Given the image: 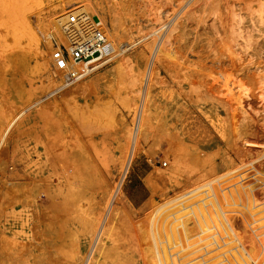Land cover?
<instances>
[{"label":"rangeland","instance_id":"1","mask_svg":"<svg viewBox=\"0 0 264 264\" xmlns=\"http://www.w3.org/2000/svg\"><path fill=\"white\" fill-rule=\"evenodd\" d=\"M156 1L162 19L153 20V29L144 13L133 16L134 28L147 26L149 35L111 42L116 49L95 63L102 64L96 71L66 85L50 59L53 40L66 38L46 14L49 6L63 3L64 13L80 3L0 0V213L29 208V131L36 130L47 164L42 177L53 180L40 182L39 192H56L58 183L62 201L79 211L98 196L103 179L112 190L121 184L130 217L118 219L122 240L132 241L134 222L147 256L166 242L175 264H264V0ZM177 23L173 45L184 60L156 55L154 39ZM37 49L48 54L46 73L37 72ZM140 50L153 61L152 103L143 110L130 163L109 169L114 151L129 145L135 76L144 70L118 61ZM201 63L208 70L199 77L192 68ZM211 76L249 85L248 102L232 108ZM179 155L184 166L171 181L167 171ZM49 205L44 201L43 209ZM153 227L167 232L164 241L150 243ZM10 232L6 246L19 233Z\"/></svg>","mask_w":264,"mask_h":264},{"label":"bare ground","instance_id":"2","mask_svg":"<svg viewBox=\"0 0 264 264\" xmlns=\"http://www.w3.org/2000/svg\"><path fill=\"white\" fill-rule=\"evenodd\" d=\"M62 1L63 0H59V2ZM65 2L66 5L80 3L78 7L76 6L77 8H80V10L78 9L79 12H82L89 17L93 16L96 18V21L100 19L105 33H107L111 39H108L109 47L101 56L92 58L87 64H84V66L80 65L81 67H77V69H82L86 65L94 64L97 61L102 62L101 59L104 58V55L110 54L109 50L113 49L114 51L116 49L112 47L111 42L116 43L121 38V36L132 39V37L135 35L141 34L144 36L146 33V35H149L148 33L151 31L149 29H153L155 26L153 24V20H160L161 18V13L159 10L157 9L160 14L155 11L157 8L155 7L157 4L156 0H147L141 3H136L135 1L133 2L130 0V2H127V4L124 2V0H116L114 2H111L110 0H65ZM62 4L63 3H61V5L59 4L61 9H57L56 6H49L48 13L46 14V19L56 29L58 27L57 23L60 24L63 20H65V13L73 10L69 9L65 10L66 12L64 13H61V11L65 8L62 7ZM136 4L138 5V9H135L137 6ZM205 4L206 3H204L203 8L207 7ZM135 10L142 12L147 17H149V29L147 26L144 28H134L136 26L133 17L135 15ZM101 14H103V19ZM177 24L178 25H171L160 40L157 41V38L154 39L153 42L154 44L156 43L154 49L156 55L159 56L162 53H167L168 57L171 56L172 58H178L179 61L183 59L182 56H178V47L176 46V48L173 45V41H175L173 39L177 34L174 32L178 30L180 25L179 23ZM234 31L236 32V30ZM153 36H155V34ZM59 37H61L62 42L67 46V40L62 38L61 35ZM135 44L136 42L132 43V46ZM148 47L151 48V46ZM153 47L154 46L152 45L151 50H153ZM122 51L124 52L125 50ZM148 60L145 50H140L137 54L132 56V58H124L118 61H122L123 63L125 62L130 65V67L132 66L136 69L139 67L142 68L144 66V70L142 74L138 75L137 72L135 76L139 77V81H136V86L134 87V93L132 97L137 105H134V115H132L133 120L131 122L132 126L129 134V145L128 147L124 148L123 151H114V154L110 159L109 169H113L118 165L123 166L124 161H126L125 166L127 167L134 155V149L138 144L140 131L142 130L143 110L147 104L152 103L150 98L153 95L150 82L153 61L148 63ZM36 62L37 72L46 73L48 71V54L46 52L41 49H37ZM70 62L71 60L69 63ZM186 64L187 61L185 57V65ZM192 70L198 72L197 76L201 77L203 73L200 74V72H204L208 69H206L204 63H201V66L198 68H192ZM104 71H110V67ZM61 73L62 72H60L59 77L62 79L63 73ZM209 75L215 74L213 72H209L207 76ZM211 77V84L217 89V93L227 100L232 108L236 110L238 106H242L244 102H248L247 98H249V85L243 84V81L231 82L224 76L221 78V81L219 79L218 81L215 76ZM198 81L201 82L200 79ZM196 88L198 87L196 86ZM38 137L39 135L36 130L29 131V208L27 205H25L21 210H16L13 208L6 213H0V264H175L174 258L176 256L173 258L171 250H166L163 247L165 244H167L166 242L161 246L165 250H162L160 247L159 250L161 249V251L158 249H152L155 248L152 247L154 244L151 245L154 241V237L157 240L159 237L161 241H164L165 238L163 239V237L168 236L167 232L165 231L157 233V231L155 232L156 228H152H155V235L152 236L153 240L150 242L151 244L148 243L150 246H148L146 243L147 247H152L149 256L146 255V250L143 248V240H141L140 235H135L138 234L137 232L139 231L136 232L137 225L134 224L132 219L131 220L133 223L129 224L131 231L129 230L128 232H132L133 239L131 242L122 240V231L124 225L121 226L122 224L118 219H123L124 217L127 218V216L129 219L130 217L125 202L127 195H125L124 191L120 187L121 184L116 189L112 190L113 188L109 187L107 181L103 179L98 196L91 198L88 201L89 205L87 208L79 207V211L77 208L76 210L69 208L71 207V204L69 205L66 204L67 202L64 203L62 201L59 190L60 186L58 183L54 182L53 184L56 192L52 190L51 192L49 191V194L43 191L39 192V183L44 181L42 177V170L47 164L44 156L38 151ZM182 158L183 157L179 155L173 162V165H171L167 171V175L171 181L175 180L183 169L184 163ZM45 179L47 182H44L46 183H48V181H53L48 178ZM12 181L14 180H11V183L13 184ZM48 186L50 185L48 184L47 187ZM69 187L67 188L70 189ZM46 200L49 201L50 205L47 210H44L43 202ZM75 206L78 207L77 205H74V208ZM28 224L29 232L27 231ZM140 224L141 223H139V226L144 225L143 223L142 225ZM149 228H151V226L147 229ZM147 229L145 230L147 231ZM152 229L150 231L148 230L150 234H154L151 232ZM11 230H17L19 233L13 232L12 235L14 240L12 239L8 246H6L5 242L7 238L4 233L5 231H8L9 234ZM19 234L22 235V240L17 238L21 237ZM25 235H29V239L26 238ZM192 242L194 243V241L191 240V244ZM156 245H158V243H156ZM171 248L172 247L170 246L169 249Z\"/></svg>","mask_w":264,"mask_h":264},{"label":"built area","instance_id":"3","mask_svg":"<svg viewBox=\"0 0 264 264\" xmlns=\"http://www.w3.org/2000/svg\"><path fill=\"white\" fill-rule=\"evenodd\" d=\"M65 16L60 27L68 45L53 40L51 65L63 73L66 85H69L88 77L100 67L94 63L77 69L76 65L87 64L92 58L101 56L109 47V40L100 19L94 21L78 9L70 10Z\"/></svg>","mask_w":264,"mask_h":264}]
</instances>
